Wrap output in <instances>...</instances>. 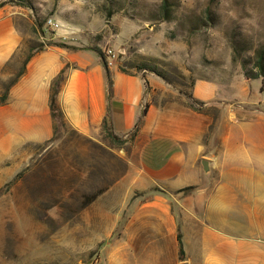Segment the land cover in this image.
<instances>
[{"label":"crops","instance_id":"crops-1","mask_svg":"<svg viewBox=\"0 0 264 264\" xmlns=\"http://www.w3.org/2000/svg\"><path fill=\"white\" fill-rule=\"evenodd\" d=\"M27 18L20 8L0 9V85L23 50L22 20ZM67 34L62 30L42 38L46 46L33 54L7 103L0 105V157L53 138L51 88L64 70L58 103L67 125L82 137L101 135L108 117L114 135L127 139L147 108L131 150L136 165L130 164L101 199L112 191L141 196L131 200L128 194L121 206L92 204L100 232L109 237L120 215H127L119 264H264L263 81L247 80L240 71L197 80L191 96L205 104L208 113L202 114L183 100L151 104L146 83L153 91L169 92L164 84L114 65L109 97L101 59ZM189 187L197 189L178 193ZM117 246L118 241L103 248L104 254Z\"/></svg>","mask_w":264,"mask_h":264},{"label":"rangeland","instance_id":"rangeland-1","mask_svg":"<svg viewBox=\"0 0 264 264\" xmlns=\"http://www.w3.org/2000/svg\"><path fill=\"white\" fill-rule=\"evenodd\" d=\"M164 4L171 10L168 20ZM0 5L20 8L28 17L22 20L23 50L1 76L5 85L47 44L43 37L62 30L84 46L112 50L114 65L127 72L159 79L169 92L149 88L151 104L186 105L193 82L243 73L241 60L250 68L264 53V0H0ZM48 19L60 29L45 28ZM134 152L130 144L114 146L103 133L82 137L66 123L52 140L0 157V264H119L127 215H120L109 237L100 232L96 207L99 201L121 206L128 194L131 200L141 196L112 191L101 199L136 165ZM117 241L105 255L103 248Z\"/></svg>","mask_w":264,"mask_h":264},{"label":"trees","instance_id":"trees-1","mask_svg":"<svg viewBox=\"0 0 264 264\" xmlns=\"http://www.w3.org/2000/svg\"><path fill=\"white\" fill-rule=\"evenodd\" d=\"M4 5H0V9L3 7ZM169 12H171V10L166 9V4L163 5V18L165 20H168L170 17ZM108 18H110V15L108 14ZM41 26L38 25V28H40ZM51 45H55L64 49H69V50H78V48L76 47H72L63 43H58V44H53V43H49L48 46ZM46 45L44 46H39L38 49H36V52L41 51L44 49ZM87 50H91L93 52H95L99 58L101 59V62L103 64V67L105 69V75H106V79H107V92H108V96L110 97L112 95V80H111V75H110V70L107 67V64L104 60V56H103V51L98 48L96 45L95 46H89L86 47ZM235 51L238 53V55H240L239 53V49L235 48ZM35 53V52H34ZM31 53L26 60L24 61V65L23 68L20 72L19 75H17V77L15 79H13L10 84L5 85V83L1 82V86H2V94L0 95V105L3 106L7 103L8 97H9V91L10 89L18 82V80L21 78V76L24 74L25 72V66L26 64L29 62V60L32 58L33 54ZM238 60V59H237ZM241 60V59H240ZM239 60V61H240ZM241 67H242V71H243V75L247 80H259L261 79L263 81L264 84V53H260L259 55H257L254 59V63L252 64V67H248L246 61L241 60ZM120 70L123 73H129L125 70L124 67H120ZM151 73L155 74L156 76L160 77L161 79L165 80L163 77H161V75L157 74L155 71H151ZM64 81V70L58 75V77L55 79V81L53 82L52 88H51V96H50V112H51V117L53 120V138L58 134L60 128H64L66 126V122L64 119V114L60 108V105L58 103V95H59V91L61 88V84ZM193 84L191 85V88L193 87ZM146 88L147 90H149V86L146 83ZM189 99V103L186 104V106L188 108H190L191 110L198 112V113H202V114H206L208 113V110L205 108V104L201 103L199 101H196L195 99H193V97L191 95L188 96ZM147 108H145L142 113L141 116L139 117V120L137 121L133 131L128 135V140L127 139H123L120 137H117L116 135H114L113 130H112V125L110 123V120L107 118H105L104 122H103V126H102V133L104 134L105 138L107 140H109L114 146L120 147L122 148L124 145L130 144L131 145V150H132V146L134 143L135 138L137 137L139 130L142 126L143 123V119L145 117ZM52 138V139H53ZM51 139V140H52ZM22 176V173H19L18 175H16L12 181H10L6 186L5 189L9 190L14 184H16V182L18 181V179ZM197 189V187H189L186 189H183L181 191H179L178 193H182V194H189L193 191H195ZM157 191V190H155ZM96 196H92L91 198L85 200L84 205L90 203L93 199H95ZM177 241L179 244V257L182 258L183 256V248H182V240H181V235L180 233L178 234L177 237Z\"/></svg>","mask_w":264,"mask_h":264},{"label":"built area","instance_id":"built-area-1","mask_svg":"<svg viewBox=\"0 0 264 264\" xmlns=\"http://www.w3.org/2000/svg\"><path fill=\"white\" fill-rule=\"evenodd\" d=\"M45 28H48L52 31H57L60 29V25L53 21L52 19H48L45 23ZM104 60L107 64V67L110 69L114 66V61L116 59L115 53H113L112 50H104L103 51ZM263 91H264V85H263ZM93 264H99L98 262H94Z\"/></svg>","mask_w":264,"mask_h":264}]
</instances>
